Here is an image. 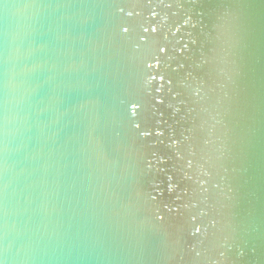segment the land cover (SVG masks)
I'll use <instances>...</instances> for the list:
<instances>
[{"label":"water","instance_id":"1","mask_svg":"<svg viewBox=\"0 0 264 264\" xmlns=\"http://www.w3.org/2000/svg\"><path fill=\"white\" fill-rule=\"evenodd\" d=\"M0 264H264V0H0Z\"/></svg>","mask_w":264,"mask_h":264},{"label":"snow or ice","instance_id":"2","mask_svg":"<svg viewBox=\"0 0 264 264\" xmlns=\"http://www.w3.org/2000/svg\"><path fill=\"white\" fill-rule=\"evenodd\" d=\"M125 31H127V29H125ZM149 67H151L150 65H149ZM133 112L135 113V106H133Z\"/></svg>","mask_w":264,"mask_h":264}]
</instances>
